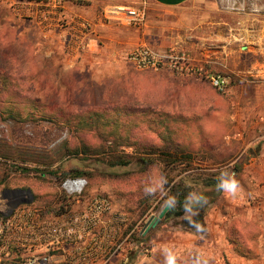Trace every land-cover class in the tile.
Returning a JSON list of instances; mask_svg holds the SVG:
<instances>
[{"label": "rangeland", "instance_id": "rangeland-1", "mask_svg": "<svg viewBox=\"0 0 264 264\" xmlns=\"http://www.w3.org/2000/svg\"><path fill=\"white\" fill-rule=\"evenodd\" d=\"M242 2L243 12H250L253 2ZM149 5L146 2L145 25L136 27L137 29L146 27ZM22 11L26 12L24 9ZM26 14L30 18L28 12ZM141 45L147 44L139 46ZM26 52V49L17 44L7 52L4 51L10 60L7 67L19 76L22 88L29 95L44 103H61L74 109L149 104L158 112L145 117V122L140 127L129 128L134 123L127 117L125 123L129 129L122 128L115 139L110 138L111 142L108 144L118 154H129L132 163L126 167H111L96 156L82 154L77 157L67 154L65 146L68 141L72 148L80 143V140L70 136L68 128L46 121L17 122L10 119L8 114L2 113L0 108V194L4 189H31L35 195L34 202L39 207L53 206L63 198V173L72 169L84 170L89 181V194L110 196L116 209L129 216L131 229L136 226L140 231L147 229L146 239H139L138 235L134 239L140 240L150 252L130 246L127 258H118L112 264H141V261L143 264H162L160 249L164 245L174 247L181 264H187L190 260V248L203 250L211 258L210 264H264V209L233 206L220 197L222 192L214 194L215 188H206L203 179L196 175L200 171L220 173L223 169L230 172L235 170L238 172L237 180L250 191L248 172L244 171L245 163L249 164V157L246 158V154H243L241 141L236 139L233 126L235 122L232 115L237 102L231 96V90L222 93L205 77L201 78L197 73L190 76L188 48L173 51L178 58V71L171 68L141 70L126 57V63L119 68V73L107 75L99 81L82 74L77 76L82 78L80 84L60 73L47 75L44 70L37 73L29 70L24 64ZM170 52L167 49L164 53ZM1 59L0 66L3 67L5 64ZM226 74L235 83L233 74ZM233 83L231 82L229 89ZM162 113H169L174 119L159 126L158 122L164 117L161 116ZM135 119L139 120L138 117ZM129 130L131 137H126L130 134ZM94 135L87 138L88 141L93 145L101 143ZM226 136L229 138H225ZM150 144H157L161 149L154 164L146 165L142 158L146 156ZM162 150L191 153L193 159L190 166L187 165L190 171L178 176V170L164 169L165 165L156 161L162 158ZM7 158L18 161L5 162ZM23 162L35 169L28 174L13 172L14 167L25 166ZM36 162L42 165H37ZM51 165L50 170L61 168L57 171L61 178L46 171ZM154 174H163L167 182L173 177L185 178L189 175L186 179L189 183L196 184L197 192L213 193V201L208 198L210 203L204 215L203 232L189 229L184 215L172 216L166 221L162 218L157 224L150 226V222L158 218L166 208L167 201L164 198L166 184L155 193L145 192V187ZM224 219L228 220L225 224ZM223 232L227 233L226 240L223 239Z\"/></svg>", "mask_w": 264, "mask_h": 264}, {"label": "crops", "instance_id": "crops-1", "mask_svg": "<svg viewBox=\"0 0 264 264\" xmlns=\"http://www.w3.org/2000/svg\"><path fill=\"white\" fill-rule=\"evenodd\" d=\"M245 1L253 2L247 13L242 0H64L67 23L84 16L92 24L88 46L78 53L68 50V28L52 19L40 26L20 9L22 1L0 0V50L21 45L27 50L24 64L29 70L60 73L77 84L82 74L99 81L119 73L127 55L140 44L161 53L188 48L189 66L194 70L232 73L235 83L228 75L233 83L231 96L237 102L233 126L243 154L249 157L244 171L250 191L238 180L242 197L233 200L223 193L220 197L233 206L264 209V0ZM144 2L150 5L146 27L141 30L103 16L107 5ZM223 236L226 240L227 233Z\"/></svg>", "mask_w": 264, "mask_h": 264}, {"label": "built area", "instance_id": "built-area-1", "mask_svg": "<svg viewBox=\"0 0 264 264\" xmlns=\"http://www.w3.org/2000/svg\"><path fill=\"white\" fill-rule=\"evenodd\" d=\"M22 7L40 26L54 20L59 27L68 28V50L80 53L88 46L92 24L80 16L67 23L63 14L64 0H19ZM105 19L125 25L142 27L147 20V6L107 5ZM172 49L161 53L148 45L130 52L127 60L141 70H179L178 58ZM222 93H228L231 78L220 73L194 70ZM86 177H68L61 184L63 200L53 206L39 207L35 202L18 205L10 215L12 197L0 194V264H112L126 259L129 247H144L135 236L143 231L131 229L129 216L116 209L110 196L89 194ZM136 240V241H135Z\"/></svg>", "mask_w": 264, "mask_h": 264}, {"label": "trees", "instance_id": "trees-1", "mask_svg": "<svg viewBox=\"0 0 264 264\" xmlns=\"http://www.w3.org/2000/svg\"><path fill=\"white\" fill-rule=\"evenodd\" d=\"M2 57V59H1ZM0 59L2 60L3 67L0 66V108L2 113L8 114V117L17 122H49L53 123L59 127H65L69 129L70 136L72 138L80 140L78 146L73 148L70 146V141L66 143L65 149L67 154L73 156H80L82 154L87 156H96L98 159L102 160L105 164L110 165L111 167L117 166H129L132 163V158L129 154H118L116 149H113L112 146H109L108 142H111L110 138H116L120 130L124 127L126 129L132 127H140L143 122H145V117L156 113L154 106L145 104V105H117L115 108L113 106H98V107H85L82 109H74L73 107H68L66 104L52 102L50 104L44 103L41 99L36 98L32 95H29L22 87L21 79L13 71L10 70L7 66L9 65V58L7 54L0 50ZM161 116H164L163 119L158 122V125H166L167 121L174 119V116L169 113H162ZM127 117H130L133 120L134 124H130L129 128L126 126ZM138 117V121H136ZM128 136L131 137V132L129 130ZM95 134V135H94ZM98 137L102 142L93 145L88 141L90 136ZM87 139V140H86ZM150 149L147 150L146 156L142 158V161L146 165L154 164L155 157L158 155L160 146L157 144H150ZM164 152L162 158H158L156 161H160L165 165L164 169H173L172 171L178 170V176L183 175L186 172H189V167L193 159L191 153H186L179 150H162ZM15 163L18 159L7 158L5 162ZM25 166L14 167L13 172H21L28 174L33 169L32 165H26L27 162H23ZM30 163V162H29ZM37 165H42L39 162H36ZM15 165V164H13ZM48 168V173L59 176V171L61 168H54L55 170ZM181 166V167H179ZM235 171V170H234ZM232 171V172H234ZM85 171L80 169H72L69 172H64L62 178L65 180L68 177H85ZM196 175L199 176V179H203V185L206 188L214 187V194L219 195L216 190L217 177L219 173L214 172H204L200 171ZM61 178V177H60ZM189 175L181 178H171L165 186V195L164 198L167 200L168 197H176L178 203L175 208H169L166 214L163 217V220L168 218L181 217L184 215L183 203L185 197L189 192L197 191L195 183H189L187 179ZM212 193V194H213ZM211 193H204L203 195L208 198H211V202L215 196H211ZM63 200V198H62ZM65 205L69 206L70 202L63 200ZM208 202L203 208L199 209V215L194 217V219L199 222L202 226H205L204 215L208 211L209 207ZM167 207V206H166ZM165 210V209H164ZM163 210V211H164ZM162 211V212H163ZM185 222L189 223L187 220ZM186 225V224H185ZM186 228V227H185ZM189 229L195 230L190 224ZM147 229L142 233V236L139 239H146ZM239 243V242H238Z\"/></svg>", "mask_w": 264, "mask_h": 264}, {"label": "clouds", "instance_id": "clouds-1", "mask_svg": "<svg viewBox=\"0 0 264 264\" xmlns=\"http://www.w3.org/2000/svg\"><path fill=\"white\" fill-rule=\"evenodd\" d=\"M167 183L166 177L163 174H154L150 177L149 183L145 187L147 194L155 193L158 190H162ZM216 190L222 192L226 197L230 199H236L242 197V188L240 182L236 178L234 172H230L227 169L220 171L217 177ZM177 199L174 196L168 197L166 206L169 208H175L177 206ZM208 203V199L202 193L192 191L185 197L182 205L184 211V218L189 224L196 229L197 232H203L202 225L197 222L194 217L199 215V209L203 208ZM160 253L163 257L162 264H181L178 252L174 247L164 245L160 249ZM190 260L187 264H210V257L201 249H189ZM143 264V261H141Z\"/></svg>", "mask_w": 264, "mask_h": 264}, {"label": "water", "instance_id": "water-1", "mask_svg": "<svg viewBox=\"0 0 264 264\" xmlns=\"http://www.w3.org/2000/svg\"><path fill=\"white\" fill-rule=\"evenodd\" d=\"M1 195L3 197H12L10 209L7 212V215H10L13 210L20 204H31L35 201V195L33 194L31 189H4L1 192ZM168 209L169 207H166L158 218H154L150 222V226L157 224V222L164 217Z\"/></svg>", "mask_w": 264, "mask_h": 264}]
</instances>
